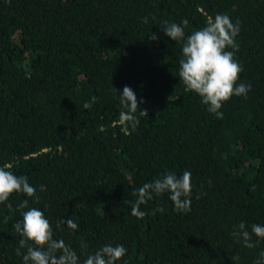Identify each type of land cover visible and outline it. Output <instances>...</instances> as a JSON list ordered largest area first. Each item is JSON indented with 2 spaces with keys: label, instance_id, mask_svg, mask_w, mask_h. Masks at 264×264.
Returning a JSON list of instances; mask_svg holds the SVG:
<instances>
[{
  "label": "trees",
  "instance_id": "16d2710c",
  "mask_svg": "<svg viewBox=\"0 0 264 264\" xmlns=\"http://www.w3.org/2000/svg\"><path fill=\"white\" fill-rule=\"evenodd\" d=\"M216 14L239 21L237 83L251 86L223 104L222 119L186 90L178 75L183 41L162 29L187 20V37ZM125 86L148 114L136 113L135 130L119 119ZM5 165L40 199L13 193L0 204V264H23L13 226L28 210L19 208L24 200L81 264L109 244L127 249L116 264H236L237 253L238 264H253L264 240L249 249L230 233L241 221L249 231L264 226V0H0ZM184 171L190 211L177 212L164 193L141 205L143 219L131 215L140 187ZM158 207L164 211L153 215ZM69 218L76 229L57 228Z\"/></svg>",
  "mask_w": 264,
  "mask_h": 264
},
{
  "label": "clouds",
  "instance_id": "9594fccd",
  "mask_svg": "<svg viewBox=\"0 0 264 264\" xmlns=\"http://www.w3.org/2000/svg\"><path fill=\"white\" fill-rule=\"evenodd\" d=\"M154 19V18H153ZM145 24L148 18L143 19ZM182 27L177 23L164 22L162 27L166 36L173 41H183L182 55L179 61V78L183 81L187 91L197 94L201 98V103L207 106V111L214 114L217 119L223 118L220 111L223 104L228 102L233 96H247L250 91V84L237 83L240 79L242 66L235 58V52L239 51V46L235 38L240 31L239 21L233 23L227 14H216L214 19L209 18L205 27L193 31L185 37L184 28L187 27V20H184ZM155 34L151 35V40H157ZM228 49H232L229 51ZM116 92L117 89L114 88ZM119 93V103L125 111L120 113V123L126 130H135L139 124L137 112L147 116V111L140 108L143 101H138L134 91L125 86L122 93ZM93 96L90 102H85L83 107L88 109L96 101ZM44 185H40V191H45ZM13 193H23L27 197L39 201L40 197L36 189L29 183L28 178L23 175H16L10 170V166H0V204L9 200ZM169 193V199L177 212H188L191 206V173L184 171L181 176L168 172L161 178L151 183H146L140 187L133 195L138 198L131 207V215L137 219H143L147 213L141 210V205L146 204L153 198V194L159 196ZM20 209L27 208L21 212L22 221H18L13 227L22 237L19 241L17 256L22 255L23 264H81L76 251L62 240H57L53 236V227L44 212L39 208H29L28 200H24ZM163 212L164 209L158 207L153 210L155 213ZM71 229H76L77 224L71 218L66 221ZM249 226L244 221L234 226L230 233L236 238L237 243H241L245 248H255L259 241L264 240V226L260 224ZM253 236L257 239L254 242ZM26 248V254L21 253V249ZM81 248H87V244L81 242ZM127 253V249L122 245H105L93 254H88L83 260V264H116ZM230 259L236 264L240 260L239 254L232 255ZM125 264L127 262L125 261ZM253 264H264V251H261Z\"/></svg>",
  "mask_w": 264,
  "mask_h": 264
}]
</instances>
